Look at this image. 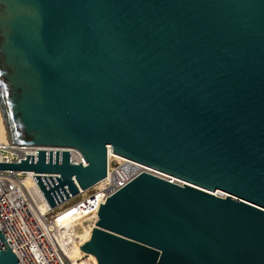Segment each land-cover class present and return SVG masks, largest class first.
Instances as JSON below:
<instances>
[{"label":"water","instance_id":"obj_1","mask_svg":"<svg viewBox=\"0 0 264 264\" xmlns=\"http://www.w3.org/2000/svg\"><path fill=\"white\" fill-rule=\"evenodd\" d=\"M0 110L52 207L110 149L168 176L101 203L99 264H264V0H0Z\"/></svg>","mask_w":264,"mask_h":264},{"label":"built area","instance_id":"obj_2","mask_svg":"<svg viewBox=\"0 0 264 264\" xmlns=\"http://www.w3.org/2000/svg\"><path fill=\"white\" fill-rule=\"evenodd\" d=\"M41 148L13 144L10 139L0 141V162L21 163L22 159H27V154L37 159V150ZM58 149L71 150L72 163L88 165L78 148ZM144 165L129 157L109 156V172L105 178L88 190L80 191L77 197L70 196L53 207L35 177L38 173L0 169V229L21 264H99L95 256L82 261L77 252L82 250L81 246L90 238L99 220L101 203L146 171L142 168ZM40 174L61 176L53 172ZM84 223L93 225L83 233L80 226Z\"/></svg>","mask_w":264,"mask_h":264},{"label":"bare ground","instance_id":"obj_3","mask_svg":"<svg viewBox=\"0 0 264 264\" xmlns=\"http://www.w3.org/2000/svg\"><path fill=\"white\" fill-rule=\"evenodd\" d=\"M9 139V134H8V129H6V127H5V123H4V119H3V114H1V110H0V141H6V140H8ZM112 155H118L117 153H114L111 149L109 150V156H111L112 157ZM142 168H143V170H146V171H149V172H151V173H154V174H159V175H161V176H164V177H168L165 173H163L162 171H159V170H154L153 168H151V167H149V166H146V165H144V166H142ZM178 183H181V184H183L184 183V181H181V180H176ZM27 183L29 184V185H32V181L30 180V179H27ZM86 190H88V189H85V188H83L82 190H81V193L83 192V191H86ZM217 195L218 194H224L223 192H221V191H218V192H215ZM78 196V194L77 195H72L70 198H75V197H77ZM69 198V199H70ZM46 206V205H45ZM95 226H96V224H95ZM92 227V224L90 223L89 225H87V224H85L84 223V225H81L80 226V230L84 233L86 230H89L90 228ZM77 254L79 255V258H81L82 259V261H84V260H87L88 258H94V255L92 254V253H90V252H87V251H79V252H77Z\"/></svg>","mask_w":264,"mask_h":264},{"label":"rangeland","instance_id":"obj_4","mask_svg":"<svg viewBox=\"0 0 264 264\" xmlns=\"http://www.w3.org/2000/svg\"><path fill=\"white\" fill-rule=\"evenodd\" d=\"M93 225V223H91ZM94 227V226H93Z\"/></svg>","mask_w":264,"mask_h":264}]
</instances>
